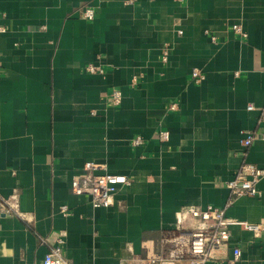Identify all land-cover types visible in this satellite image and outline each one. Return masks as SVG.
<instances>
[{
  "label": "crops",
  "instance_id": "0c3cea01",
  "mask_svg": "<svg viewBox=\"0 0 264 264\" xmlns=\"http://www.w3.org/2000/svg\"><path fill=\"white\" fill-rule=\"evenodd\" d=\"M0 26V196L17 191L29 216L0 214V264H43L61 235L71 264L168 258L162 239L192 231L182 209L231 197L247 131V161L264 169V0H0ZM98 55L103 75L85 70ZM87 163L129 178L112 206L72 193ZM258 189L226 216L263 229L232 227L227 258L207 264H232L233 247L234 264H264V177Z\"/></svg>",
  "mask_w": 264,
  "mask_h": 264
},
{
  "label": "built area",
  "instance_id": "2783aa9c",
  "mask_svg": "<svg viewBox=\"0 0 264 264\" xmlns=\"http://www.w3.org/2000/svg\"><path fill=\"white\" fill-rule=\"evenodd\" d=\"M132 2L134 0H131ZM181 1V0H177ZM82 16L85 19L93 20L95 12L93 8H86ZM6 29L0 26V33H4ZM233 31L245 36L241 25H234ZM182 34V31L179 32ZM215 42L216 38L212 37ZM168 49L164 52V59L167 60ZM103 57L98 55L96 62L85 65V70L90 74L103 75L105 67L103 65ZM192 82L201 84L206 80L205 74L199 69H194L191 73ZM136 82V79L133 80ZM110 103L117 106L121 103L122 94L119 91L111 93ZM248 110H256L253 105L247 107ZM262 117H264V104L259 108ZM258 133L255 131L245 132V136L241 141L243 151V161L236 171L234 178L227 183L231 197L223 208L208 206L185 207L180 211V220L182 222L193 219L190 224L192 231L188 235L179 234L162 239L163 244L170 246L169 257L164 258L162 255L152 252L148 249L146 258L138 259L139 264H175L176 261L188 259V264H207L209 261H221L227 258L230 251L231 228L234 226L242 227L248 231H252L258 235L263 229L262 225L250 224L226 216V210L237 198L243 196L256 197L260 195L258 183L264 177V169H260L247 161L248 151L257 140ZM159 139L166 142L169 139L168 132H160ZM143 139L140 137L133 140L134 146H140ZM102 169L93 163H87L85 176H75L71 182L72 193L78 196H86L93 208H108L113 205L114 198L117 193L126 186L130 185V180L125 175H116L109 173H98ZM67 206H62L60 212L69 215ZM0 214L16 216L25 222L29 221V216L20 209L19 193L15 191L9 197L0 196ZM44 243H48L47 239H43ZM242 251L239 247L232 248V258L230 263L234 264L240 260ZM43 264H71L64 250V235L56 239V243L49 244V250L46 253Z\"/></svg>",
  "mask_w": 264,
  "mask_h": 264
}]
</instances>
